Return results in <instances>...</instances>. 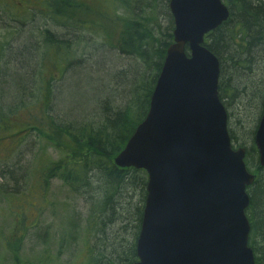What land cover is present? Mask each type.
Instances as JSON below:
<instances>
[{
  "label": "trees",
  "instance_id": "1",
  "mask_svg": "<svg viewBox=\"0 0 264 264\" xmlns=\"http://www.w3.org/2000/svg\"><path fill=\"white\" fill-rule=\"evenodd\" d=\"M85 1L33 0L34 6L20 11H29L32 16L41 12L46 22L52 21L58 27L77 29L88 23L91 30L106 36L114 51L100 52L102 47L94 48L98 52L89 56L88 47L81 54L88 55L87 60L81 64L83 59L74 54L79 50L73 48L71 38H77L78 34L68 39L58 37L48 28L42 30L43 49L30 39L0 46L3 51L0 53V125L15 127L19 117H26L25 128L12 130L10 138L15 139L14 146L34 133L61 153L58 161L42 168L39 179L43 187L36 196L44 198L49 183L57 178L89 202L87 220L92 236L101 244L99 251H89L90 264H133L138 260L136 241L147 195V173L143 169L118 167L114 158L148 113L167 48L173 42L174 21L168 0H113L114 11L119 15L122 9L121 15H106L99 1H94L96 5L89 7V12L97 10L107 18L99 14L105 21L89 18V23L82 18L89 17ZM224 1L230 16L207 36L206 45L220 61L221 99L227 106L229 101L237 107L243 106L245 113L252 111L254 120L263 91L262 78L258 80V77L264 69V0ZM0 6L5 12L0 11V16L20 12L15 9L13 13L10 5L0 3ZM31 7L40 9H28ZM55 81V85L63 83L60 89L55 85L54 89ZM30 87H33L31 91ZM65 96L73 98L67 105ZM235 112V115L239 113ZM262 112L263 107L260 116ZM241 127L242 135L238 133L239 126L234 129L230 122L229 132L236 147H246L242 138L252 140L251 147H246V162L250 167L256 161L257 178L249 189L247 215L256 263L264 264V167L259 165L258 155L255 156L256 130L248 136L250 128L244 123ZM4 175L9 183L17 182L12 173L0 177ZM0 192L9 193L4 183L0 184ZM26 201V207L36 206L29 199L20 200L19 204ZM19 221L10 238L2 242L13 264L22 260L27 235L26 223ZM257 236L263 244L258 248Z\"/></svg>",
  "mask_w": 264,
  "mask_h": 264
},
{
  "label": "water",
  "instance_id": "2",
  "mask_svg": "<svg viewBox=\"0 0 264 264\" xmlns=\"http://www.w3.org/2000/svg\"><path fill=\"white\" fill-rule=\"evenodd\" d=\"M169 8L174 42L148 114L114 159L148 175L133 264H255L245 214L255 176L246 148L232 147L220 62L204 46L229 10L222 0H170ZM255 145L264 167V111Z\"/></svg>",
  "mask_w": 264,
  "mask_h": 264
},
{
  "label": "rangeland",
  "instance_id": "3",
  "mask_svg": "<svg viewBox=\"0 0 264 264\" xmlns=\"http://www.w3.org/2000/svg\"><path fill=\"white\" fill-rule=\"evenodd\" d=\"M32 1L33 0H0V3L13 6L14 13L15 9L20 11L24 7L34 6ZM87 1L88 0L84 2L87 7V13L89 12V7L91 8V6L96 5L94 1H99L101 10L106 15L115 17L123 13L122 9H119V15L116 10L114 11L112 5L113 0H89V3ZM40 4L42 3L40 2ZM28 9L37 11L40 8L31 7ZM0 11H2L1 6ZM25 11L26 10L18 13L15 12L8 17L4 15L0 16V46H2V48L5 47L7 43L12 44L19 39H23V41L29 40L30 37L33 41L38 43V48L43 49V39L41 37L42 30L48 28L51 29L52 32H55L58 37L63 36L68 39L74 33L78 34L77 38L74 36L71 38L74 43L73 48L79 50V53L74 52V54H78V56L83 59L81 64L87 60L88 55L90 56L94 54V52H98L94 50V48L98 49L102 47L100 52L114 51V49L109 46L106 36L91 30L92 26L88 23L77 29H74V26L58 27L55 26L52 21L46 22L43 18L44 14L41 12H35L32 16L29 11ZM96 11H90L89 17H82L83 20L89 21V18H93L95 22H99L101 18L98 15L100 13L98 14ZM2 12L5 13L4 11ZM101 16L107 18L104 15ZM101 20L105 21V19ZM89 23L91 22L89 21ZM88 47L89 49L86 52L88 55H81L83 50ZM2 52L3 51L0 50V53ZM42 65L46 72L47 69L45 64ZM261 78L263 81L262 90L264 91L263 68L258 80ZM55 83L56 81L53 82V87ZM62 85L63 83H57L55 87L57 89ZM263 91L258 100V114H256L254 120L253 117L255 114H253L252 111L249 110L245 113V108L243 106L241 108L238 106V108L235 106V102L233 103L230 101L229 111L232 113L230 122L234 129H237L239 126L238 133L241 135L243 132V128L241 127L242 123L250 128L248 136L251 135L252 131L257 129L259 118L261 117L260 112L263 107ZM66 96L65 105L73 99L72 97L67 98ZM33 98L34 97H32L31 100H33ZM237 110L239 113L235 115V111ZM20 115L23 116L22 114ZM26 121V117L25 119L19 117L15 127L12 125L7 127L0 125V176L4 173H12L17 181L12 184L5 179V175L0 177V184L4 183L9 190V193L0 192V264H13V259L11 255L8 254V251L4 249L2 242L10 238L19 220V222L26 223L25 226L27 228L20 264H90L89 251L92 249L99 251L101 249V244L97 242V237L94 239V236H92L90 223L87 220L90 215L89 211L91 206L89 202L85 201L84 197L76 195L75 192L70 190L66 184L57 178H54L49 183V187L46 188L47 192L43 195L44 198L36 196L43 187L42 180L39 179L42 168L49 167L51 164L58 161L62 155L53 146L49 145L45 139L39 138V136L34 133H31L30 136L25 137L23 140L21 139L14 146L12 142H15V139L10 138V135L13 133L12 130H14V128H25ZM242 141H245L244 143L247 148L251 147V137L248 138V140L242 138ZM255 156L257 157V154H255ZM252 162L253 165L249 168L253 174H256V161L253 160ZM15 189H19L17 193H13ZM31 190L32 192H30ZM23 199H29L30 203L31 201L34 202L36 206L30 204L26 207L28 205L27 201L26 204H19L20 200ZM43 238L44 240H42ZM256 240L257 248L263 246L260 236H257Z\"/></svg>",
  "mask_w": 264,
  "mask_h": 264
},
{
  "label": "flooded vegetation",
  "instance_id": "4",
  "mask_svg": "<svg viewBox=\"0 0 264 264\" xmlns=\"http://www.w3.org/2000/svg\"><path fill=\"white\" fill-rule=\"evenodd\" d=\"M220 98H221V96H220ZM222 102H223V101H222ZM229 103H230V101H229ZM224 104H225V102H224ZM225 106L227 107V109L229 108V107H228L229 105L227 106V105L225 104ZM228 110H229V109H228ZM228 113L230 114V111H228ZM229 117H230V116H229ZM252 186H253V185H252ZM252 186H251V187H252Z\"/></svg>",
  "mask_w": 264,
  "mask_h": 264
},
{
  "label": "bare ground",
  "instance_id": "5",
  "mask_svg": "<svg viewBox=\"0 0 264 264\" xmlns=\"http://www.w3.org/2000/svg\"><path fill=\"white\" fill-rule=\"evenodd\" d=\"M29 39L32 40L31 38H29ZM32 41H33V40H32ZM33 42L35 43V41H33ZM32 86H33V83H32ZM31 88H33V87H30V91H31ZM30 91H29V92H30Z\"/></svg>",
  "mask_w": 264,
  "mask_h": 264
}]
</instances>
